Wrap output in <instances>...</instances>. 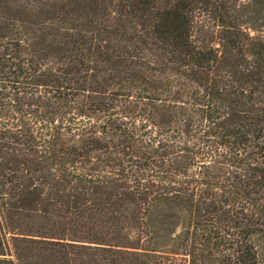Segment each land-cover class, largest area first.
<instances>
[{"label": "trees", "instance_id": "obj_1", "mask_svg": "<svg viewBox=\"0 0 264 264\" xmlns=\"http://www.w3.org/2000/svg\"><path fill=\"white\" fill-rule=\"evenodd\" d=\"M0 264H264V0H0Z\"/></svg>", "mask_w": 264, "mask_h": 264}]
</instances>
